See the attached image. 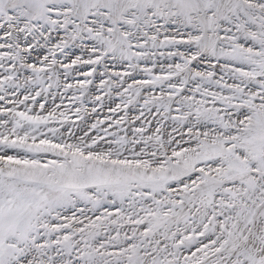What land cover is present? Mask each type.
I'll use <instances>...</instances> for the list:
<instances>
[{"label":"snow or ice","instance_id":"6c2138e0","mask_svg":"<svg viewBox=\"0 0 264 264\" xmlns=\"http://www.w3.org/2000/svg\"><path fill=\"white\" fill-rule=\"evenodd\" d=\"M0 264H264V0H0Z\"/></svg>","mask_w":264,"mask_h":264}]
</instances>
